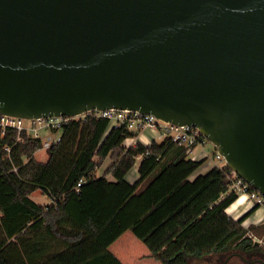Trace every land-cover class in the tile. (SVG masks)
I'll use <instances>...</instances> for the list:
<instances>
[{
  "label": "water",
  "instance_id": "obj_1",
  "mask_svg": "<svg viewBox=\"0 0 264 264\" xmlns=\"http://www.w3.org/2000/svg\"><path fill=\"white\" fill-rule=\"evenodd\" d=\"M192 125L264 196V0H0V114Z\"/></svg>",
  "mask_w": 264,
  "mask_h": 264
},
{
  "label": "trees",
  "instance_id": "obj_2",
  "mask_svg": "<svg viewBox=\"0 0 264 264\" xmlns=\"http://www.w3.org/2000/svg\"><path fill=\"white\" fill-rule=\"evenodd\" d=\"M140 132L95 114L74 118L52 130L60 140L43 161L36 156L43 137L24 131L21 141L17 130L0 127V219L7 235L0 264H123L109 246L126 231L162 264H231L236 253L264 263V224L243 226L261 205L239 219L227 213L239 197L229 167L198 175L207 158H190L170 137L125 144ZM107 160L112 164L100 175ZM37 191L51 202L34 201Z\"/></svg>",
  "mask_w": 264,
  "mask_h": 264
},
{
  "label": "built area",
  "instance_id": "obj_3",
  "mask_svg": "<svg viewBox=\"0 0 264 264\" xmlns=\"http://www.w3.org/2000/svg\"><path fill=\"white\" fill-rule=\"evenodd\" d=\"M95 114L97 117H106L114 124H128L131 129L145 130L152 129L162 138L170 137L179 145L185 146L190 153L194 150V146L204 143L205 138L198 128L192 125H176L170 122L158 119L154 115H144L138 112L128 110H91L79 116H51L40 119H25L9 115L0 114V127L5 131L6 129H15L18 132V140L21 138L22 133L26 131L30 136L44 139V149L49 148L52 144L60 140L59 134H53L54 128H61L70 120L82 116ZM208 140V139H207ZM195 147V148H196ZM41 148V149H43ZM6 150H10L6 147ZM217 151V150H216ZM218 160L224 158L219 152H216ZM230 179L232 181V188L239 194L245 195L249 201L254 205H264V196L257 191H251L248 185L238 174L231 171ZM258 239H254L257 242Z\"/></svg>",
  "mask_w": 264,
  "mask_h": 264
},
{
  "label": "crops",
  "instance_id": "obj_4",
  "mask_svg": "<svg viewBox=\"0 0 264 264\" xmlns=\"http://www.w3.org/2000/svg\"><path fill=\"white\" fill-rule=\"evenodd\" d=\"M159 135L155 132V131H149L146 129L141 131L139 136L136 138H128L125 141V144L127 146H131L133 144H135L137 141H142L145 144H150L153 140H156L157 137ZM157 141V140H156ZM108 161V167L109 165L112 163L111 160H107ZM139 166V165H138ZM210 168V167H209ZM208 168V169H209ZM208 169H204V170H199L198 175L199 174H204ZM100 175H102L100 173ZM129 175V174H128ZM109 180H113L112 176H108ZM127 178L129 179V177L127 176ZM138 178V175L136 177V179ZM135 179V180H136ZM135 180L130 182H134ZM129 181V180H128ZM50 199V198H49ZM51 200V199H50ZM254 207V203L249 201L248 198L245 195H239L238 199L228 207L227 209V213L234 219H239L241 218L243 215H245L247 212H249L252 208ZM264 224V205L260 206L259 208H257L252 215H250L249 217L246 218V220L243 222V226L244 227H249L251 225H262ZM127 231L125 233H123L116 241H114L110 246L109 249L110 251L117 257L119 258L123 264H143L139 261H137V249L139 248V250L142 252V248H140L139 246V242H138V238L135 236H129L127 237ZM257 239L258 237H254V239ZM140 240V239H139ZM258 243V242H257ZM124 245H127L126 248H124ZM146 251V250H144ZM151 253V251H150ZM147 255H151L149 253L146 252ZM153 260H150L148 262H145L144 264H162L161 262H159L157 259H155L154 257L152 258Z\"/></svg>",
  "mask_w": 264,
  "mask_h": 264
},
{
  "label": "rangeland",
  "instance_id": "obj_5",
  "mask_svg": "<svg viewBox=\"0 0 264 264\" xmlns=\"http://www.w3.org/2000/svg\"><path fill=\"white\" fill-rule=\"evenodd\" d=\"M150 132L153 130L152 129H147ZM146 131V129H145ZM157 142H162L164 140V138H162L161 136L157 137ZM216 147L214 146V144L212 142H210L209 140L206 139V141L204 143H200L191 153H190V158L192 159H196V160H200V159H205L207 158L206 163L201 167V171L204 169H208L209 167L212 166H224L226 164V161L224 158L218 160L217 155H216ZM37 158L40 160L45 161L48 158V153L46 151V149H40L37 154H36ZM108 161L103 165V167L101 168L99 174H103L104 172H106V170L108 169ZM112 164V163H111ZM110 164V165H111ZM109 165V166H110ZM138 175V161L137 163L134 165V167L132 168V170L130 171L128 177H129V181H133L136 179ZM31 197L33 198L34 201H36L39 204H49L51 202V200L49 199V197L42 193V191H37L35 193H33L31 195ZM127 237L129 236H134L133 233L131 231H127ZM135 237V236H134ZM257 242L259 243H263V238H257ZM7 240V235L5 233L3 224L1 222L0 219V245H2L5 241ZM139 242V246L140 248H142V252L139 250V248L137 249V254L138 257L136 258L137 261L141 262V263H145L148 262L150 260H153V256L152 253H150V250L148 249V247L139 239H137ZM127 245H124V248H126ZM146 250V251H144ZM149 253L151 255H147L146 254ZM231 264H264L262 261L260 260H255L253 262H245L237 253L235 255H231Z\"/></svg>",
  "mask_w": 264,
  "mask_h": 264
}]
</instances>
